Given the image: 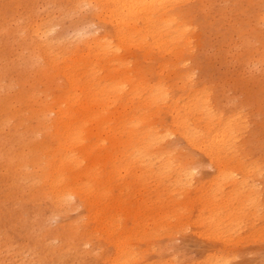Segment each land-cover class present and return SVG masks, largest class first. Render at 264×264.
Returning <instances> with one entry per match:
<instances>
[{"label": "bare ground", "instance_id": "bare-ground-1", "mask_svg": "<svg viewBox=\"0 0 264 264\" xmlns=\"http://www.w3.org/2000/svg\"><path fill=\"white\" fill-rule=\"evenodd\" d=\"M64 4L87 7L89 17L105 29L65 47L48 38L46 22L31 21L25 28L31 37L24 64L37 66L42 88L17 95L19 108L0 101V123L24 127L15 139L20 152L6 157L13 185H27L31 198L42 199L53 212L84 209L85 218L69 221L62 232L59 251L82 245L95 250L101 241L113 247L97 258L102 264H152L146 259L149 248L141 244L170 231L193 209L198 211L191 216L194 229L205 228L223 242L240 223L254 225L260 208L249 176L259 167L243 160L239 137L245 122L238 109L217 108L208 88H192L185 66L200 2ZM28 118L34 124L26 125ZM173 136L183 140V149L176 148ZM203 159L215 167L210 178L196 177ZM191 188L195 193L187 201L175 197ZM59 255L35 262L61 264ZM202 264L229 260L214 255Z\"/></svg>", "mask_w": 264, "mask_h": 264}, {"label": "rangeland", "instance_id": "rangeland-1", "mask_svg": "<svg viewBox=\"0 0 264 264\" xmlns=\"http://www.w3.org/2000/svg\"><path fill=\"white\" fill-rule=\"evenodd\" d=\"M197 1L200 8L195 18L193 48L185 66L191 72L192 88H208L217 108L238 109L245 122L239 145L246 157L243 160H254L259 167L249 176L259 203V217L254 225L243 222L235 226L231 240L223 242L209 237L205 228L194 229L191 216L198 211L193 209L191 216L184 213L170 231L141 244V249L149 248L146 259L152 264H202L205 258L221 254L227 255L229 264H264V0ZM64 3L65 0H0V101L8 100L19 108L17 95L42 88L36 82L37 66L24 64L28 54L25 42L31 37L25 28L31 21L46 22L50 28L48 38L65 47L105 29L89 17L87 7L71 9ZM164 74L166 79L173 76L168 71ZM2 118L0 109V122ZM25 121L26 125L34 124L31 118ZM0 125V264H40L35 260L42 256L49 260L58 252L61 264H83L80 257L84 254L85 264H102L97 258L112 253L113 247L101 241L95 242V250L82 245L76 251L72 247L59 251L64 244L62 232L68 229L69 221L85 218L84 209L79 205L53 212L42 199L31 198L27 185H13L11 171L5 170L6 157L20 152L22 145L15 139L24 127ZM171 139L176 148L183 149L180 137ZM215 172V167L203 159L196 177L210 178ZM150 184L155 187L154 182ZM226 189L223 186L222 190ZM193 192L191 188L189 193L175 197L185 202Z\"/></svg>", "mask_w": 264, "mask_h": 264}]
</instances>
